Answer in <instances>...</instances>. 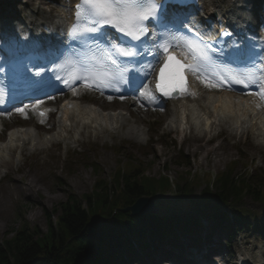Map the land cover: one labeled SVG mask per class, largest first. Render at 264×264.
<instances>
[{
    "label": "rangeland",
    "instance_id": "obj_1",
    "mask_svg": "<svg viewBox=\"0 0 264 264\" xmlns=\"http://www.w3.org/2000/svg\"><path fill=\"white\" fill-rule=\"evenodd\" d=\"M11 4L9 7L0 8L1 11L17 10L19 15L27 13V8L18 0H4ZM17 1V2H16ZM22 1V0H19ZM52 1V0H51ZM218 1V0H215ZM235 1V0H233ZM30 6L37 3L30 1ZM53 2V1H52ZM59 0L52 3L57 6ZM2 5V4H1ZM3 5H6L3 3ZM22 9V10H20ZM226 15L233 10L226 3L220 8ZM257 13H259L257 11ZM76 95H80L78 91ZM89 100L97 103L103 109L122 108L131 112L133 118L138 121L135 124L141 128L142 140L125 137L126 125L115 131H103L98 141L85 138L82 144L72 140L73 131L68 139L59 141L52 148V153L44 156L37 155L33 159L28 157L32 165L39 167L36 173L29 177L35 181V187L19 192L15 188L14 176L20 186L26 182L25 169L22 165L16 172L14 163L9 173L5 169L0 170V240L9 238L23 222L29 229L38 228L42 233L46 232V215L65 201L68 196L79 198L90 194L98 179L111 184L112 175L116 167L126 170L132 164L139 165L140 170L147 178L168 177L174 180L179 174L185 172L195 173L199 177V185L194 186L192 201L198 199L200 191L205 185L207 175H215L225 169L230 161L235 162V176L246 174L253 176L262 182L264 191V143L258 144L257 138L249 133L229 132L227 127L205 128L202 123L198 131L193 130L194 135L214 137L210 140L202 139L199 142L188 144L183 137L189 134V124L185 123V101L174 103L177 109V123L173 127L167 124L172 103L164 104L157 108L147 107L138 101V98H123L120 100L103 99L100 96L89 95ZM58 99L47 100L45 103H53ZM16 109L0 117V122L5 127L30 125L34 120L29 111L21 117ZM55 114H52L53 118ZM27 117V118H24ZM213 120L211 115L210 121ZM161 123V125H159ZM54 127V126H53ZM148 127V129H146ZM53 131L51 127L50 132ZM217 132L215 135L213 133ZM40 134H44L40 131ZM5 136V134H3ZM23 154H28L29 149L25 144ZM185 157V158H184ZM20 160L18 163H21ZM44 162V163H43ZM94 167L97 168L94 172ZM4 174V175H3ZM201 181V182H200ZM27 187V186H25ZM153 201H160L163 205L173 199V191L164 194L157 193ZM158 208V207H157ZM244 215L242 224L235 226L232 240L225 243L224 231H216L215 243L221 249L220 257L234 264L236 255L263 254L264 252V202L251 195L245 196L236 209ZM177 215L184 217L185 214ZM193 215V214H191ZM209 212H203L205 221L209 218ZM200 217V218H201ZM227 232L226 234H228ZM222 238V239H221ZM148 256L143 252L127 254L119 260H110L109 264H155L162 261L158 252ZM160 264V263H159Z\"/></svg>",
    "mask_w": 264,
    "mask_h": 264
},
{
    "label": "trees",
    "instance_id": "obj_2",
    "mask_svg": "<svg viewBox=\"0 0 264 264\" xmlns=\"http://www.w3.org/2000/svg\"><path fill=\"white\" fill-rule=\"evenodd\" d=\"M185 158V157H184ZM139 165L116 167L111 184L98 179L90 194L79 198L68 196L46 215V232L29 229L25 222L9 238L0 240V264H108L122 253L145 250L175 230L197 226L196 216L204 211L222 221L243 220L236 209L241 200L251 195L264 202L262 182L244 174L235 176L236 164L230 161L212 178L206 176L198 199L192 201L194 186L199 185L195 173L147 178L138 172ZM97 168L94 167V172ZM201 182V181H200ZM173 191V199L153 215L130 217L122 208L143 195L155 196ZM178 213L186 217H178ZM195 214V216H191Z\"/></svg>",
    "mask_w": 264,
    "mask_h": 264
},
{
    "label": "snow or ice",
    "instance_id": "obj_3",
    "mask_svg": "<svg viewBox=\"0 0 264 264\" xmlns=\"http://www.w3.org/2000/svg\"><path fill=\"white\" fill-rule=\"evenodd\" d=\"M189 3L190 0H81V3L76 5L75 21L69 35L74 43L92 41L98 49L103 44L105 47L100 50L106 58L105 64L99 68L83 67L85 75L69 74L66 78L58 74L56 67L41 66L35 75L42 77L45 72H49L50 83L59 81L65 88L73 90L77 81L90 89L109 88L114 84H121L127 90L139 91L141 98L151 99L152 97L147 95L149 91H158L167 98L190 94L185 88L187 73L197 79L201 76L206 77L201 82L209 89L232 88L234 85L250 89L255 85L257 91L253 95H258L264 100V73L258 76L253 71L236 72L232 68L209 73L208 68L213 62L212 53L215 51L209 42L202 40L200 36L194 39L185 35L167 38L154 31L168 15L170 6L187 7ZM180 27L181 30L184 29V25ZM113 32L119 33V36L113 35ZM223 35L227 36L230 33L224 32ZM150 37L155 39L150 40ZM145 44L152 46L154 51L152 59L156 63H160L163 57L162 66L151 89L144 83L148 72L140 75L138 70L127 66L139 64L144 59L141 49ZM173 49L182 50L186 54L183 62L177 59ZM261 51L264 52V49ZM189 57L191 62L188 60ZM248 59L259 60L264 64V57H261L260 53ZM59 67L62 69L63 65ZM147 67L152 72L156 71L152 63ZM142 88L144 91H140ZM116 91L122 92V89L117 88ZM111 98L109 96V99ZM120 98H124L123 94ZM2 102L3 96L0 94V103ZM16 111L24 113L25 110L21 107Z\"/></svg>",
    "mask_w": 264,
    "mask_h": 264
},
{
    "label": "bare ground",
    "instance_id": "obj_4",
    "mask_svg": "<svg viewBox=\"0 0 264 264\" xmlns=\"http://www.w3.org/2000/svg\"><path fill=\"white\" fill-rule=\"evenodd\" d=\"M31 0H25V8L29 9L23 16H17L13 25H11V33L4 36L2 34L3 28H0V43L6 47H13L18 40L25 37L27 40L36 41V39H42L44 42L50 39V36L55 33L59 24L63 20L64 16H67V10L62 7H54L49 2L39 1L37 6H30ZM201 0L200 11L204 13L207 18L213 13L219 12L218 9L226 3L228 7L236 13L237 20L244 22L243 18L246 17L247 13L242 8L244 0L239 1L237 4L232 0ZM5 1L0 0V5ZM6 3V2H5ZM47 6V7H46ZM49 7V8H48ZM196 14H199L196 12ZM10 18L9 15H0V22L3 19ZM3 23V22H2ZM193 94L190 96L189 101H186V113L187 118L185 123L189 124V134L183 137V141L188 144L199 142L202 139L210 140L214 137L204 135H194L193 130L198 131L200 122L196 119L201 118L204 123V127L215 126L217 128L229 129V132H239L244 134L246 132L253 133L258 138V144L264 143V117L260 115V112L255 111L256 103L252 106L249 105L253 98H242L238 95L219 92L214 93H203L200 94L196 85L193 86ZM108 99L107 97H102ZM71 107L68 108L67 104L62 106L59 116L55 118L54 124L57 128L56 131L44 135L38 136L31 128H15L9 131L4 141L0 142V169L7 170V173L11 171L14 163H18L15 166L16 172H19L22 165H26L25 176L26 182L20 186L18 183L20 180L10 175V179L15 183V188L19 192H23L24 189L34 188L36 185L35 181L30 179L36 170L39 168L32 165L28 160V157L34 158L37 155L41 157L52 153V148L57 145L61 139H68L69 134L73 131L72 139L78 144H82L85 138H92L93 141H98L102 137V130H114L122 125H126L124 132L125 137L133 138L136 141L142 140L141 128L135 123L138 121L129 120L133 118L132 114L128 110L117 108L112 111H105L103 107L97 103H90L84 105L72 98ZM141 101V100H140ZM144 103L143 101H141ZM149 102V100H147ZM146 103V102H145ZM144 103V104H145ZM215 104V105H214ZM216 113L217 120L207 124L206 116L208 111ZM57 112V111H56ZM170 115L167 120V124L173 127L177 123L176 108L175 106L171 109ZM209 112V113H210ZM208 113V115H209ZM253 114L250 120H245L246 115ZM245 117V118H244ZM206 121V122H205ZM243 123H248L247 130H242ZM34 124V123H32ZM35 125V124H34ZM28 145L30 150L28 154H23L24 145ZM44 163V162H43ZM27 186V187H25ZM198 224H201L199 222ZM250 264V258L246 259Z\"/></svg>",
    "mask_w": 264,
    "mask_h": 264
},
{
    "label": "water",
    "instance_id": "obj_5",
    "mask_svg": "<svg viewBox=\"0 0 264 264\" xmlns=\"http://www.w3.org/2000/svg\"><path fill=\"white\" fill-rule=\"evenodd\" d=\"M123 212H129L131 216L136 217L144 214H151L155 212V205L153 199L148 196H141L136 201L123 208Z\"/></svg>",
    "mask_w": 264,
    "mask_h": 264
}]
</instances>
